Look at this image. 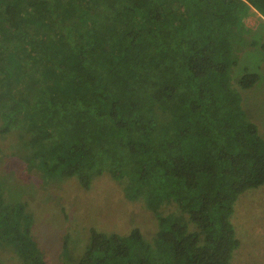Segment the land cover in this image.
<instances>
[{
    "label": "trees",
    "instance_id": "16d2710c",
    "mask_svg": "<svg viewBox=\"0 0 264 264\" xmlns=\"http://www.w3.org/2000/svg\"><path fill=\"white\" fill-rule=\"evenodd\" d=\"M244 4L264 16V0H0L1 131L87 190L125 182L158 216L152 240L91 227L77 264H229L234 203L264 184V138L229 76ZM0 217L1 248L46 264L25 205Z\"/></svg>",
    "mask_w": 264,
    "mask_h": 264
},
{
    "label": "rangeland",
    "instance_id": "374dc122",
    "mask_svg": "<svg viewBox=\"0 0 264 264\" xmlns=\"http://www.w3.org/2000/svg\"><path fill=\"white\" fill-rule=\"evenodd\" d=\"M239 14L230 38L236 64L229 76L232 88L241 93L246 119L257 124L264 138V16L247 4L240 7ZM246 71L258 74L259 80L244 89L238 80ZM5 124L0 116V202L25 205L33 238L46 264H77L91 227L122 234L138 227L147 240L153 239L158 216L143 202L127 198L125 182L105 173L87 190L76 176L62 178L47 172L41 156L36 159L37 149L24 147L16 127L8 133L1 131ZM230 218L238 245L229 264H264V184L240 194ZM0 264L24 263L19 253L16 256L2 247Z\"/></svg>",
    "mask_w": 264,
    "mask_h": 264
},
{
    "label": "crops",
    "instance_id": "0c3cea01",
    "mask_svg": "<svg viewBox=\"0 0 264 264\" xmlns=\"http://www.w3.org/2000/svg\"><path fill=\"white\" fill-rule=\"evenodd\" d=\"M0 249H1V244H0Z\"/></svg>",
    "mask_w": 264,
    "mask_h": 264
}]
</instances>
